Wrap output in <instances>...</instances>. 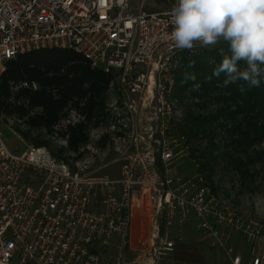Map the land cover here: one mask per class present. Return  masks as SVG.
Returning <instances> with one entry per match:
<instances>
[{"label": "built area", "instance_id": "obj_1", "mask_svg": "<svg viewBox=\"0 0 264 264\" xmlns=\"http://www.w3.org/2000/svg\"><path fill=\"white\" fill-rule=\"evenodd\" d=\"M131 2L0 0V77L17 56L45 48L74 49L111 74L117 123L109 136L121 163L112 178L83 160L90 139L66 161L42 145L13 151L0 131V264H157L175 249L171 228L181 232L190 219L231 264H264V222L214 192L176 126L183 109L175 95L182 50L170 39L175 0H140L135 11ZM7 120L22 122L0 110V124L15 131ZM177 163L193 173L174 171ZM136 210L149 219V237H136L149 240L144 250L132 247ZM238 235L246 258L227 246Z\"/></svg>", "mask_w": 264, "mask_h": 264}, {"label": "trees", "instance_id": "obj_2", "mask_svg": "<svg viewBox=\"0 0 264 264\" xmlns=\"http://www.w3.org/2000/svg\"><path fill=\"white\" fill-rule=\"evenodd\" d=\"M227 48V42L220 41L202 52L184 49L179 53L175 95L185 114L179 129L190 139L199 169L209 179L218 166L242 180L252 179L264 171V79L259 87L244 84L243 91L242 81L225 85L226 77L215 76L213 69ZM22 81L36 82L38 88L12 89ZM111 82V74L93 68L74 49L35 50L8 63L0 77V110L23 120L40 109L28 124L48 131L75 111L82 121L62 130L67 147L61 152L78 153L89 142L88 130L104 120ZM22 135L36 145L44 144L36 138L29 140L28 133ZM98 145L106 147L107 137Z\"/></svg>", "mask_w": 264, "mask_h": 264}, {"label": "rangeland", "instance_id": "obj_3", "mask_svg": "<svg viewBox=\"0 0 264 264\" xmlns=\"http://www.w3.org/2000/svg\"><path fill=\"white\" fill-rule=\"evenodd\" d=\"M139 2L140 0H132L131 10L135 11ZM207 48L202 47L200 44H198L196 48H194L195 51L192 53L202 52ZM177 60L179 62V66V56L177 57ZM116 95L117 90L114 86V88L108 91L107 94L105 116L103 117V122H101L103 123V127L99 129H96V127H91L88 130L91 148L86 149L83 156V160H86L87 165L89 166V169L91 171H99V174L109 175L112 178H118L120 176L121 170V163L117 161L119 155L115 151V142L113 141V137L109 136L111 125L117 123L115 122L114 114L109 105L116 98ZM180 105L183 109V114L179 118V121H177L176 123L179 131V124L185 117L184 105L182 102H180ZM40 112V109H34L31 112L30 116L23 119L22 122L7 120V123H10L15 131L7 126L4 122H2L0 124V131L2 133L4 141L11 150L17 152L22 151L27 144H35L32 141H28L22 135L23 133H28L29 140L36 138L43 141L44 144H42V146L48 147L56 155V157L69 161L68 153L64 151L61 152L62 148H66L67 146L66 138L62 137V130H64L65 126L70 123L74 124L76 122L82 121V118H80L75 111L71 110L67 119L62 120L61 123L59 125H56L52 131H48L43 127L36 128L28 124L27 120H29L30 117L39 114ZM103 134L107 136L108 140L106 147L101 148L98 145L99 139H97V137L99 135L102 136ZM22 137L24 138V140H22ZM98 148L101 149V152L102 150L103 152L105 151L106 155H97L96 151ZM106 163H108L109 165L107 167H103V165ZM258 167L261 166L258 165ZM172 168L174 171H177L185 176L191 175L194 170L191 165H187L184 163H177L173 165ZM206 178L214 192L218 196L227 200L229 204H231L239 212H241L245 216L256 218L264 222V171H262L261 174L255 176L252 179L249 177L246 180H242L240 176L236 175L234 172L230 170H224L221 168V166H218L215 168L211 178L209 179L207 176ZM141 218V212L139 210H136L132 226V247L134 249H140L143 246L142 244H140L141 242H139L136 237L140 235H142L144 239H147L149 237V219L147 218L146 221L144 219L142 222ZM143 225L145 226L142 227ZM201 236L202 232L196 227V223L194 221H191L189 224L182 226L181 232L179 231V228L174 225L171 228L170 233L171 239L178 240V238L181 237V242L183 243L189 240L198 239ZM227 246L235 250L246 249L243 238L239 235L238 237L229 239V241L227 242ZM218 253L221 254V256H223L226 260L224 252L222 250H218Z\"/></svg>", "mask_w": 264, "mask_h": 264}, {"label": "clouds", "instance_id": "obj_4", "mask_svg": "<svg viewBox=\"0 0 264 264\" xmlns=\"http://www.w3.org/2000/svg\"><path fill=\"white\" fill-rule=\"evenodd\" d=\"M170 39L176 48L191 50L227 42L213 69L228 83L259 87L264 79V0H175ZM241 62L244 66L241 67Z\"/></svg>", "mask_w": 264, "mask_h": 264}, {"label": "crops", "instance_id": "obj_5", "mask_svg": "<svg viewBox=\"0 0 264 264\" xmlns=\"http://www.w3.org/2000/svg\"><path fill=\"white\" fill-rule=\"evenodd\" d=\"M191 221H193V219H190L184 225L189 224ZM200 231L202 232V236L198 239L189 240L184 243L181 242V237H179L178 240H175L174 251L169 256L162 258L157 264H231L230 259L227 257L225 251L222 248L213 246L210 243L207 235H205L202 230ZM140 244L143 245L141 247L142 249L140 248L135 250H144L148 248L150 242L149 240H146L145 242H141ZM218 250H222L224 252L226 260L223 256H221V254L218 253ZM233 250L235 252L242 253L244 255V258L247 257V247L245 250Z\"/></svg>", "mask_w": 264, "mask_h": 264}, {"label": "bare ground", "instance_id": "obj_6", "mask_svg": "<svg viewBox=\"0 0 264 264\" xmlns=\"http://www.w3.org/2000/svg\"><path fill=\"white\" fill-rule=\"evenodd\" d=\"M136 220V219H135ZM136 222V221H135ZM145 225H143L142 227H144Z\"/></svg>", "mask_w": 264, "mask_h": 264}]
</instances>
